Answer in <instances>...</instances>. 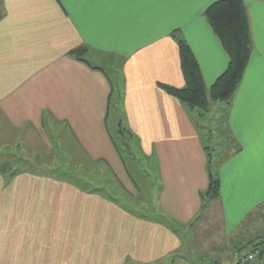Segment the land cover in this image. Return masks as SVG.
I'll return each instance as SVG.
<instances>
[{"label":"crops","instance_id":"0c3cea01","mask_svg":"<svg viewBox=\"0 0 264 264\" xmlns=\"http://www.w3.org/2000/svg\"><path fill=\"white\" fill-rule=\"evenodd\" d=\"M214 1L1 0L0 147L25 166L0 170V264H235L264 236L242 238L244 250L235 240L264 204V0H243L251 52L223 123L240 149L225 140L219 195L204 204L212 156L199 115L160 87L184 85L174 30L207 90L226 69L204 14ZM110 113L155 182L142 207L116 194L137 195L142 177L118 154ZM55 142L89 170L37 156Z\"/></svg>","mask_w":264,"mask_h":264},{"label":"trees","instance_id":"16d2710c","mask_svg":"<svg viewBox=\"0 0 264 264\" xmlns=\"http://www.w3.org/2000/svg\"><path fill=\"white\" fill-rule=\"evenodd\" d=\"M204 14L222 47L227 52L228 64L226 69L207 90L199 64L191 48L180 35L179 31L174 30L172 36L176 39L178 45L184 85L182 87L160 85V87L167 93L175 96L188 110H196L199 116L207 111L210 102L222 103L225 109L220 113H223L222 118L225 122L226 107L230 105L231 99L243 77L251 52L252 40L249 21L243 0H216L205 9ZM86 51L85 47H78L73 49L70 55L84 60ZM112 87L113 89L116 88L117 91L116 85H112ZM219 132L223 135L225 134L224 138L227 141L226 152L240 149L234 139L228 138L229 133H227L225 125L219 129ZM110 137L119 155L122 157L121 149H126L125 146L129 145L130 140L128 138H132V134L120 126L114 135L110 134ZM209 161V181L204 197L207 196L214 199L219 195L220 184L218 178L212 173L211 160ZM260 238L263 240L264 236H260ZM260 238L258 236L250 242L252 249H260L262 243ZM242 255L238 256V258Z\"/></svg>","mask_w":264,"mask_h":264},{"label":"rangeland","instance_id":"374dc122","mask_svg":"<svg viewBox=\"0 0 264 264\" xmlns=\"http://www.w3.org/2000/svg\"><path fill=\"white\" fill-rule=\"evenodd\" d=\"M111 73V72H110ZM218 104V105H217ZM225 108V106L222 105V103L215 102V105L210 106L207 109L205 113H203L201 116L197 118L199 124H201V136L203 138V142L207 144V148L205 150H209L211 152L212 156V163L211 168L215 169L217 160L223 157L222 149L225 146V138L222 133L219 132V129L223 127V113L220 112ZM221 115V116H220ZM114 117L112 113L109 114L108 118V125L111 127L110 132L112 135L115 134L114 132ZM129 145L125 146L126 149L122 150V157L129 165V168L131 169L132 173L135 175L136 178H139V191L137 195H129L126 192L123 193V190L117 186V192L119 196H121L122 200L129 204V205H139L142 207L141 203H145V205L150 203V190L152 183H155L154 181L147 180L144 176H142L141 173H143V170H141L143 165L137 164L136 161L133 159L140 158V154L135 152L133 147L135 146L134 141L132 138H128ZM54 146L51 149L46 148L48 145L45 143H41L39 146V154H37L38 157H45V158H53V159H59L60 161H64V166H60V170L63 171L67 169L69 171V168L71 171H80L83 172L84 170H89L88 166H84L81 161L82 156L80 154H75L74 156H71V153L69 152L68 156V149H63L62 147H57L58 144L53 143ZM121 146V145H120ZM123 147V146H122ZM70 150V149H69ZM17 152V153H16ZM18 150H10L0 147V170L6 171V170H12V169H21L25 165H16L17 163L13 161V157H19L20 154H18ZM119 154V153H118ZM28 155V154H27ZM33 156V154L28 155ZM20 158V157H19ZM22 158V157H21ZM23 160V159H22ZM77 163V164H75ZM127 166V167H128ZM152 182V183H151ZM212 199L207 196L203 197V204L204 202ZM148 200V201H147ZM206 204V203H205ZM264 233V204L261 205L259 208L254 210L250 216L243 222L242 226L236 233V243L238 242V245H241V247L246 249L247 244H241L242 238L245 239V242L248 241L252 236H256L259 234ZM254 239V237H253ZM226 247V246H224Z\"/></svg>","mask_w":264,"mask_h":264},{"label":"built area","instance_id":"2783aa9c","mask_svg":"<svg viewBox=\"0 0 264 264\" xmlns=\"http://www.w3.org/2000/svg\"><path fill=\"white\" fill-rule=\"evenodd\" d=\"M1 2V0H0ZM259 255V249L253 248L238 258L235 264H253Z\"/></svg>","mask_w":264,"mask_h":264}]
</instances>
